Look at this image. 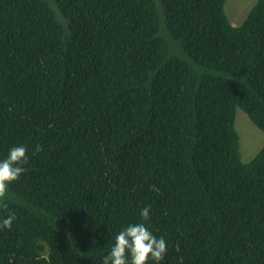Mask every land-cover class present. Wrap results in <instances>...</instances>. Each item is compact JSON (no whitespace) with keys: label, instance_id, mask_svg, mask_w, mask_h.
I'll use <instances>...</instances> for the list:
<instances>
[{"label":"trees","instance_id":"1","mask_svg":"<svg viewBox=\"0 0 264 264\" xmlns=\"http://www.w3.org/2000/svg\"><path fill=\"white\" fill-rule=\"evenodd\" d=\"M225 1L0 0V160L28 157L0 264H102L135 223L159 264H264V144L235 129L264 132V0Z\"/></svg>","mask_w":264,"mask_h":264},{"label":"clouds","instance_id":"2","mask_svg":"<svg viewBox=\"0 0 264 264\" xmlns=\"http://www.w3.org/2000/svg\"><path fill=\"white\" fill-rule=\"evenodd\" d=\"M36 150H40L39 145ZM26 153L25 146H13L9 149L7 157L0 160V212H7L9 209L7 201L9 185L26 171L23 167L28 163ZM149 208L150 206L141 210L140 215L144 220L149 219ZM14 219L15 215L12 213L6 218H0V228L11 229ZM166 251L165 239L153 235L144 223L129 224L115 236L114 243L108 254L103 257L102 264H147L150 259L159 264L164 260Z\"/></svg>","mask_w":264,"mask_h":264},{"label":"rangeland","instance_id":"3","mask_svg":"<svg viewBox=\"0 0 264 264\" xmlns=\"http://www.w3.org/2000/svg\"><path fill=\"white\" fill-rule=\"evenodd\" d=\"M255 1L256 0H226L224 10L231 24H239L252 8ZM235 129L239 135L241 159L243 161H248L264 144V132L258 128L240 108H237L235 113Z\"/></svg>","mask_w":264,"mask_h":264},{"label":"bare ground","instance_id":"4","mask_svg":"<svg viewBox=\"0 0 264 264\" xmlns=\"http://www.w3.org/2000/svg\"><path fill=\"white\" fill-rule=\"evenodd\" d=\"M249 144H250V142H249ZM245 145V144H244ZM162 153H163V151H162ZM260 173V172H259Z\"/></svg>","mask_w":264,"mask_h":264}]
</instances>
